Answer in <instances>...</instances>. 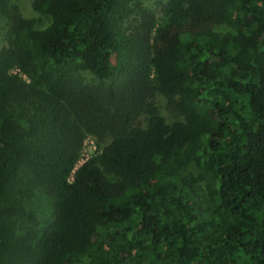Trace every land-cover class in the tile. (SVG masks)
<instances>
[{
  "label": "trees",
  "instance_id": "1",
  "mask_svg": "<svg viewBox=\"0 0 264 264\" xmlns=\"http://www.w3.org/2000/svg\"><path fill=\"white\" fill-rule=\"evenodd\" d=\"M146 1L0 0V264H264V0Z\"/></svg>",
  "mask_w": 264,
  "mask_h": 264
},
{
  "label": "rangeland",
  "instance_id": "2",
  "mask_svg": "<svg viewBox=\"0 0 264 264\" xmlns=\"http://www.w3.org/2000/svg\"><path fill=\"white\" fill-rule=\"evenodd\" d=\"M10 3L17 5L20 7L21 11L24 13V15L28 18H39L40 16L35 13L32 9V0H8ZM169 0H147L145 3L146 10L154 13L159 12L161 8L162 3H166ZM8 20L2 13H0V51L3 47L6 46V32L8 30ZM158 103L159 106L162 108L163 115L167 118L168 121H173V116L168 115V112L165 108L166 103L165 99L162 96H158ZM98 146L97 141L93 136H87L83 143V149H82V159L81 163L84 162V160L94 156L97 152ZM33 207L38 211L39 215L42 217H39L40 220H43L44 218V211H47L50 207V202L48 200H44L43 198L36 199V201L33 204Z\"/></svg>",
  "mask_w": 264,
  "mask_h": 264
},
{
  "label": "built area",
  "instance_id": "3",
  "mask_svg": "<svg viewBox=\"0 0 264 264\" xmlns=\"http://www.w3.org/2000/svg\"><path fill=\"white\" fill-rule=\"evenodd\" d=\"M89 159V158H88ZM87 160V159H86ZM86 160H84V162L86 161ZM82 163H81V161H80V164L79 165H81Z\"/></svg>",
  "mask_w": 264,
  "mask_h": 264
}]
</instances>
